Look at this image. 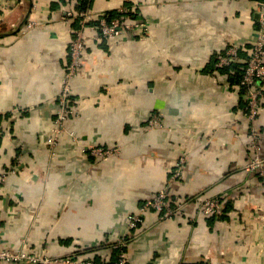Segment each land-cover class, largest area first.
I'll return each mask as SVG.
<instances>
[{
  "label": "crops",
  "instance_id": "crops-1",
  "mask_svg": "<svg viewBox=\"0 0 264 264\" xmlns=\"http://www.w3.org/2000/svg\"><path fill=\"white\" fill-rule=\"evenodd\" d=\"M82 3L107 14L125 5L124 20L147 31L105 39L86 27L62 129L74 28L64 0H0L2 238L33 253L103 259L108 250L84 249L126 237L129 264H264V184L246 167L245 96L231 80L256 40L258 0H75ZM30 16L38 23L26 30ZM230 46L238 59L218 67ZM154 112L163 125L151 129ZM256 122L264 135V103ZM93 145L120 151L98 157ZM161 186L181 208L167 218L150 210L129 229L128 215ZM210 197L222 202L216 215L201 211Z\"/></svg>",
  "mask_w": 264,
  "mask_h": 264
},
{
  "label": "built area",
  "instance_id": "built-area-1",
  "mask_svg": "<svg viewBox=\"0 0 264 264\" xmlns=\"http://www.w3.org/2000/svg\"><path fill=\"white\" fill-rule=\"evenodd\" d=\"M16 0H13L15 2ZM257 37L253 43L252 48L247 53L242 67V78L240 85L246 88L245 101L246 105L243 109L244 116L249 121L248 128V145L251 151V156L246 164V167L258 174L264 184V157L262 156L264 135L261 134L256 125L258 113L262 103L264 102V0H258L257 8ZM64 19L68 27L74 20H78L79 27L72 28L71 41L68 46L69 61L66 70L63 73L62 89L60 93L62 108L60 111L59 122L68 118L72 111L73 106L70 97V82L71 79L77 74L85 50V41L83 32L88 25L99 31L100 35L105 39H113L121 35L126 30L134 28L140 29L143 32L147 31L146 23L141 20H124L123 16L127 13L125 5L118 7V14L113 18H108L106 13H94V11L86 9H78L75 5V0H64L62 6ZM89 22H95L91 24ZM38 21L34 16H30L26 22V30L36 25ZM71 23V24H70ZM238 59V50L236 46H230L217 61L218 67L229 65L231 62ZM239 85V86H240ZM18 111V109H15ZM1 116V111H0ZM149 128L154 129L163 125L162 116L158 112L152 113L147 119ZM63 129V127L61 126ZM59 131V129H58ZM60 132V131H59ZM72 138L77 136L70 132ZM57 137H52L50 140L54 143ZM120 151V147L109 146H90V152L98 157L115 154ZM185 161V157H180L176 163V168L172 173V178L176 179L181 174V166ZM181 207H172L169 203V189L166 186H161L150 197H148L139 207L137 212L128 215L127 225L129 229H134L142 223L143 216L150 210L159 213L161 218L172 216ZM222 210V202L219 197L206 198L201 202V211L205 215H216ZM113 248L118 249L117 258L114 263L105 260H95L91 257H79L76 254L66 255H47L42 253H33L26 246L25 241L15 246H11L0 235V263L2 264H129L126 257V248L128 240L126 237H120L114 241Z\"/></svg>",
  "mask_w": 264,
  "mask_h": 264
},
{
  "label": "trees",
  "instance_id": "trees-1",
  "mask_svg": "<svg viewBox=\"0 0 264 264\" xmlns=\"http://www.w3.org/2000/svg\"><path fill=\"white\" fill-rule=\"evenodd\" d=\"M127 6L129 5V4H126ZM78 9H86L87 8V6H84L83 5V3H82V5H80V6H78L77 7ZM107 14V13H106ZM125 14H130V13H125ZM117 15H119L118 14V12H116V11H114L113 13H111V12H109L108 14H107V17L108 18H113V17H115V16H117ZM134 16V14H131V16ZM75 23H76V25H75ZM89 23H91V24H94L95 22H89ZM73 24H74V28H78L79 27V22H78V20H74V22H73ZM233 62H231L229 65H231ZM229 65H227V66H229ZM242 72H243V69L241 70V74L240 73H237V74H233V75H231V77H232V79L231 80H234V81H236V82H238V84L240 85V81H241V78H242ZM245 91H246V88L244 87V86H241L240 85V92H241V95H244L245 94ZM242 100H243V98H242ZM264 103V102H263ZM262 103V104H263ZM245 105H246V101H244L243 100V109H244V107H245ZM256 125H257V129H258V131H259V128H258V124H257V122H256ZM258 175V174H257ZM169 203H170V205H172V202L170 201V198H169ZM127 239V238H126ZM128 240V239H127ZM113 243H112V241H110V242H107V243H104L102 246H97V247H88V248H85L84 250L85 251H92V250H97V249H100V248H104L105 250H108L109 251V257H106V258H103V259H100V257H98V256H95V260H105V259H109V261H111L112 263H114L115 261H116V258H117V252H118V249H116V248H113ZM77 251H76V253H81V252H83L84 250H82L81 248H78V249H76ZM79 256V255H78ZM84 258H86V257H84ZM87 258H89V257H87ZM200 264V263H199Z\"/></svg>",
  "mask_w": 264,
  "mask_h": 264
},
{
  "label": "rangeland",
  "instance_id": "rangeland-1",
  "mask_svg": "<svg viewBox=\"0 0 264 264\" xmlns=\"http://www.w3.org/2000/svg\"><path fill=\"white\" fill-rule=\"evenodd\" d=\"M60 132H58V134H59Z\"/></svg>",
  "mask_w": 264,
  "mask_h": 264
}]
</instances>
